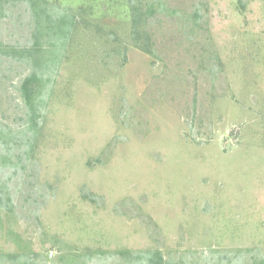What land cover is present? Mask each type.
<instances>
[{
  "label": "rangeland",
  "instance_id": "rangeland-1",
  "mask_svg": "<svg viewBox=\"0 0 264 264\" xmlns=\"http://www.w3.org/2000/svg\"><path fill=\"white\" fill-rule=\"evenodd\" d=\"M0 264H264V0H0Z\"/></svg>",
  "mask_w": 264,
  "mask_h": 264
},
{
  "label": "trees",
  "instance_id": "trees-1",
  "mask_svg": "<svg viewBox=\"0 0 264 264\" xmlns=\"http://www.w3.org/2000/svg\"><path fill=\"white\" fill-rule=\"evenodd\" d=\"M35 78H36V75H32V76H30V77H27V78H25L23 81H22V84H21V90H22V92L24 93V95H25V99H26V101H28L29 100V96H28V89H29V85H30V83L32 82V81H35ZM29 103V102H28ZM31 107H32V105H31Z\"/></svg>",
  "mask_w": 264,
  "mask_h": 264
}]
</instances>
